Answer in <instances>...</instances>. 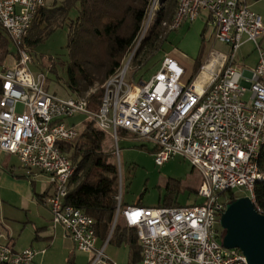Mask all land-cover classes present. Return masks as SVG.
Segmentation results:
<instances>
[{"label": "built area", "instance_id": "2783aa9c", "mask_svg": "<svg viewBox=\"0 0 264 264\" xmlns=\"http://www.w3.org/2000/svg\"><path fill=\"white\" fill-rule=\"evenodd\" d=\"M45 7V0H0V26L17 48L14 61L0 70V152L16 155L26 174L49 177L54 186L47 199L53 226H62L79 250L92 254L91 264L106 261L105 246H97L94 217L66 202L77 165L60 148L61 142L78 140L82 122L92 121L111 137L118 160L120 133L131 132L154 143L157 164L180 155L204 176L198 190L202 201L195 205L134 204L121 211L119 192L117 215L121 212L126 225L136 230L144 264H247L240 250L224 247L220 222L229 191L245 187L256 206L255 184L264 180L258 163L264 145V18L247 0H179L173 21L164 25L178 29L206 11L216 38L228 44L231 53L222 55L201 90L196 79L185 84V69L171 55L148 81H141L144 84L129 85V66L156 15L152 10L136 50L104 83L101 105L93 110L88 94L63 97L50 92L46 73L32 69L25 39ZM244 36L255 43L259 59L254 68L241 71L235 63ZM79 116L81 124L67 123ZM119 182L121 186L120 172ZM44 251H15L0 243V264H32Z\"/></svg>", "mask_w": 264, "mask_h": 264}, {"label": "trees", "instance_id": "16d2710c", "mask_svg": "<svg viewBox=\"0 0 264 264\" xmlns=\"http://www.w3.org/2000/svg\"><path fill=\"white\" fill-rule=\"evenodd\" d=\"M152 2L153 0H67L63 5L55 7L60 10V14L54 19L50 17L54 8L45 7L40 10L30 30L33 33L26 37L25 43L29 48H34L60 26L68 25L69 59L67 62H60L67 73V85L80 96L84 91L92 90L88 96L89 108L97 110L104 95V83L119 70L138 45ZM77 4L78 16L67 22L70 11ZM178 7L179 0H162L155 21L139 43L132 61L137 60L140 64L142 61L138 60V54L141 50L148 47L155 52L162 46L169 35L168 32L160 41L162 27L164 23L173 21ZM203 47L204 45L195 61L190 82L197 78L204 65ZM13 54H17V48L6 30L0 26V70ZM56 66L57 63H54L51 69L53 72H56ZM1 91L0 79V99ZM79 129L81 135L77 141L60 143L62 152L69 155L77 165L66 202L94 217L98 237L105 239L111 235L112 242L129 243L132 246V261H138L142 256L140 245H136V230L120 222L123 217L121 212L116 220L119 207L116 197L120 191L119 169L112 151L104 150L107 136L92 121L82 122ZM258 163L264 171V145ZM181 188L180 180L170 179L167 183L168 193L160 200L159 206L181 205L177 199ZM254 192L256 206L264 214V180L257 181ZM226 195L229 202L237 198L233 190ZM125 207L122 202L121 211ZM223 232L225 234L224 229Z\"/></svg>", "mask_w": 264, "mask_h": 264}, {"label": "rangeland", "instance_id": "374dc122", "mask_svg": "<svg viewBox=\"0 0 264 264\" xmlns=\"http://www.w3.org/2000/svg\"><path fill=\"white\" fill-rule=\"evenodd\" d=\"M66 1L67 0H45L46 8H54L50 12L51 19L58 17L60 14V10L55 7L63 5ZM161 1L162 0H153L151 10L155 9L154 11L157 12L161 8ZM247 2L254 12L260 14L264 18V0H247ZM78 14L79 4L72 8L67 22L70 21L69 19H75ZM208 14V12L203 11L197 20L192 22L185 21L181 27L171 31H169V27L163 25L160 41L169 32L167 39L155 52L151 51L148 47L140 51L138 60L142 62L140 64L137 60L131 62L126 83L130 85L134 82L140 83L141 81H148L159 71L164 57L166 55H171L184 67L186 72L184 82L187 84L192 76L193 67L196 59L200 55L202 45H204V64L211 58L221 59L222 54L231 53V47L216 38L213 24L206 21L207 17L205 16H208ZM155 18L156 15L153 17L152 24ZM147 21L148 18L145 24ZM203 31L204 36H202ZM30 33H33V31H30L28 35H30ZM68 34V25L65 24L60 26L36 47L29 48V51L33 59L32 69L34 71H44L47 75L46 89L48 91L63 97H76L80 95L75 94L69 89L66 70L60 64L61 61L67 62L69 59V50L67 48ZM243 41L244 43L236 53L235 63L237 69L241 71L246 68H252L259 59L255 43L247 40V36H244ZM262 47L264 48V40L262 42ZM14 57H16L15 54L8 57L3 68L12 63ZM54 63H57L56 72L51 70ZM206 74L208 75V73ZM198 80L203 84L207 80V77H200L199 75V77L196 78V82ZM90 92H92V90ZM90 92L84 91L81 96L89 95ZM18 110H22L21 104H19ZM82 119L83 118L80 116L75 117L67 123L78 122ZM120 136L119 145L121 154L119 160L115 158V161L120 170L121 189L119 192L122 193V202L124 205L127 206L140 203L147 207L159 206L160 200L168 193L167 183L170 179H177L182 183L181 191L177 196L179 204L194 205L201 203L202 198L199 196L198 190L204 180V176L190 161L178 155L171 158L168 162L159 165L152 153L155 148L154 143L138 139L136 135L131 132H122ZM112 145L113 140L111 137L107 136L104 143V150L111 151ZM4 162L8 163V165H16L18 170H24L16 155L0 152V164ZM11 175L14 178L17 177L13 174ZM20 179L26 181L30 186L28 178L22 176ZM32 179L36 181L39 188L47 184L46 180L48 178L40 175L39 177H32ZM14 190L18 191L16 189H10L5 185H0L1 219L7 217L11 220H18L24 215V212H22L17 204L22 200V196H20L21 193L19 192L18 194ZM233 192L237 198L249 195L245 187L236 188ZM226 198H228L227 195ZM220 227L222 228L221 225Z\"/></svg>", "mask_w": 264, "mask_h": 264}, {"label": "crops", "instance_id": "0c3cea01", "mask_svg": "<svg viewBox=\"0 0 264 264\" xmlns=\"http://www.w3.org/2000/svg\"><path fill=\"white\" fill-rule=\"evenodd\" d=\"M205 17H207L206 21L209 22V14ZM221 59L211 58L203 66L205 67L206 64L212 66L211 62L214 61V69H217ZM82 120L72 122V124H81ZM11 174L17 177L14 178ZM40 175L48 179L46 180L47 184L38 188L32 177L35 178ZM22 176L29 179L31 187L26 181L20 179ZM0 185L18 190H14L18 194L21 193L22 200L17 204L24 212V215L18 220H11L7 217L0 218L1 244H8L15 251H23L30 247L40 251L45 250L36 255L32 264H91L92 254L79 250L74 240L62 226H53L52 212L47 199L53 194L54 186L46 174L33 172L32 175L26 176L24 170H18L16 165H8L4 162L0 164ZM120 222L126 224L123 217L120 218ZM127 236H130L129 232ZM110 239L111 235L105 239L98 237L97 246H105L106 261L97 264H144L142 257L138 261H132V246L129 243L117 244ZM138 244L137 242L136 245L138 246Z\"/></svg>", "mask_w": 264, "mask_h": 264}, {"label": "water", "instance_id": "95a60500", "mask_svg": "<svg viewBox=\"0 0 264 264\" xmlns=\"http://www.w3.org/2000/svg\"><path fill=\"white\" fill-rule=\"evenodd\" d=\"M220 224L225 230V248L240 250L247 264H264V214L256 209L250 196L229 202Z\"/></svg>", "mask_w": 264, "mask_h": 264}, {"label": "bare ground", "instance_id": "6f19581e", "mask_svg": "<svg viewBox=\"0 0 264 264\" xmlns=\"http://www.w3.org/2000/svg\"><path fill=\"white\" fill-rule=\"evenodd\" d=\"M214 63H215L214 61L211 62V65L212 66H209V64L208 65L206 64L205 67L203 68V70L200 72V74H199L200 77H202V76L203 77H207V74L206 73H208L209 77H207V80L203 84H202V82L200 80H198L196 82V87H197L198 90H201V88L203 87V85L210 80V74L214 70ZM199 75H198V77H199Z\"/></svg>", "mask_w": 264, "mask_h": 264}]
</instances>
